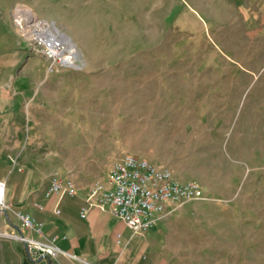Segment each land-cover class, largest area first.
<instances>
[{
	"label": "rangeland",
	"instance_id": "374dc122",
	"mask_svg": "<svg viewBox=\"0 0 264 264\" xmlns=\"http://www.w3.org/2000/svg\"><path fill=\"white\" fill-rule=\"evenodd\" d=\"M0 21L21 54L23 172L89 193L123 154L146 157L203 188L154 226L157 264H264V0H0Z\"/></svg>",
	"mask_w": 264,
	"mask_h": 264
},
{
	"label": "crops",
	"instance_id": "0c3cea01",
	"mask_svg": "<svg viewBox=\"0 0 264 264\" xmlns=\"http://www.w3.org/2000/svg\"><path fill=\"white\" fill-rule=\"evenodd\" d=\"M7 28L0 21V178L7 182L10 204L8 211H0V264H50L19 238L18 211L42 223V234L26 228L24 233L53 241L65 251L61 264H157L154 227L143 235L133 232L85 190L75 196L60 192L48 197L49 179L36 170L23 172L11 159V141L21 139L19 129L27 117L28 102L26 89H21L24 82L14 77L21 54H12L15 41ZM83 208L87 209L84 215Z\"/></svg>",
	"mask_w": 264,
	"mask_h": 264
},
{
	"label": "built area",
	"instance_id": "2783aa9c",
	"mask_svg": "<svg viewBox=\"0 0 264 264\" xmlns=\"http://www.w3.org/2000/svg\"><path fill=\"white\" fill-rule=\"evenodd\" d=\"M50 49L51 55L58 51ZM22 167V166H21ZM109 185L96 181L92 184L89 197L108 208L137 234H145L152 229L161 215L172 203H183L203 196V188L196 180L178 179L166 165H156L146 157L125 153L112 165ZM64 192L77 195V187L71 177L59 173L49 179L46 196ZM7 182L0 178V211H8ZM58 211V210H57ZM87 209L83 208L82 214ZM21 222L19 238L27 249L39 250L50 264H61L65 251L53 241L37 239L22 231L23 228L42 234V223L36 221L28 212L18 211ZM35 264H39L38 261Z\"/></svg>",
	"mask_w": 264,
	"mask_h": 264
},
{
	"label": "bare ground",
	"instance_id": "6f19581e",
	"mask_svg": "<svg viewBox=\"0 0 264 264\" xmlns=\"http://www.w3.org/2000/svg\"><path fill=\"white\" fill-rule=\"evenodd\" d=\"M35 16H36L35 12L30 7H27L25 8V10H22L18 13L17 21L21 25H24L26 21L32 20L33 18H35ZM34 32L38 38H42L46 42H49L51 49H54V51H58V52L62 51L63 48H61V45L63 42L58 37V34H60V29L55 22L48 21L47 19H42L39 22L37 28L34 30Z\"/></svg>",
	"mask_w": 264,
	"mask_h": 264
}]
</instances>
